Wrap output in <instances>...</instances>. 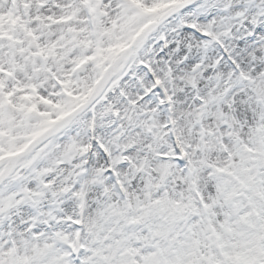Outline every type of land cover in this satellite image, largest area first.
Returning <instances> with one entry per match:
<instances>
[{
	"label": "snow or ice",
	"instance_id": "snow-or-ice-1",
	"mask_svg": "<svg viewBox=\"0 0 264 264\" xmlns=\"http://www.w3.org/2000/svg\"><path fill=\"white\" fill-rule=\"evenodd\" d=\"M0 264H264V0H0Z\"/></svg>",
	"mask_w": 264,
	"mask_h": 264
}]
</instances>
